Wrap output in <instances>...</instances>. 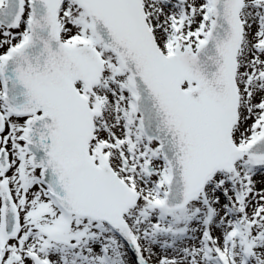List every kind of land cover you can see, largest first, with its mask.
<instances>
[{"label":"snow or ice","instance_id":"6c2138e0","mask_svg":"<svg viewBox=\"0 0 264 264\" xmlns=\"http://www.w3.org/2000/svg\"><path fill=\"white\" fill-rule=\"evenodd\" d=\"M0 264H264V0H0Z\"/></svg>","mask_w":264,"mask_h":264}]
</instances>
